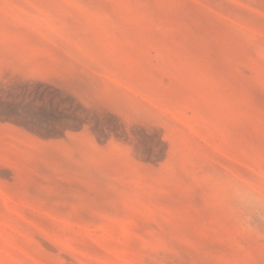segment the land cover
<instances>
[{"label": "rangeland", "instance_id": "obj_1", "mask_svg": "<svg viewBox=\"0 0 264 264\" xmlns=\"http://www.w3.org/2000/svg\"><path fill=\"white\" fill-rule=\"evenodd\" d=\"M255 232L264 0H0V264H264Z\"/></svg>", "mask_w": 264, "mask_h": 264}, {"label": "clouds", "instance_id": "obj_2", "mask_svg": "<svg viewBox=\"0 0 264 264\" xmlns=\"http://www.w3.org/2000/svg\"><path fill=\"white\" fill-rule=\"evenodd\" d=\"M255 238L260 239V238H264V237H262L259 232H255Z\"/></svg>", "mask_w": 264, "mask_h": 264}]
</instances>
